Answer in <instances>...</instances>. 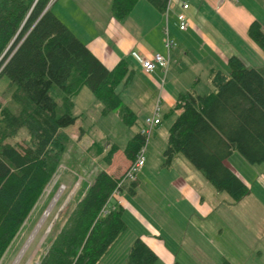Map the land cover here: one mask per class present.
Masks as SVG:
<instances>
[{"label": "trees", "instance_id": "trees-1", "mask_svg": "<svg viewBox=\"0 0 264 264\" xmlns=\"http://www.w3.org/2000/svg\"><path fill=\"white\" fill-rule=\"evenodd\" d=\"M53 1L0 0V81L9 80L10 100L18 107L16 113L0 103V264L62 164L70 141L62 130L79 119L75 96L87 89L103 104V115L118 111L126 125L137 123L118 92L131 79L128 63L106 68L54 13ZM147 1L165 13L169 0ZM138 2L113 0V16L126 19ZM249 36L264 50L259 22L252 23ZM228 67L229 74L211 72L210 94L179 97L175 109L180 113L169 129L164 156L169 165L183 155L216 191L240 202L250 189L227 161L237 152L251 165L264 164V70L249 68L236 56L228 60ZM145 144L141 130L128 142L126 157L134 161ZM118 150L116 144L110 147L103 158L106 168ZM121 177L105 169L90 183L82 182L83 192L65 213L57 235L49 239L39 264H102L128 230L123 208L110 205ZM158 260L157 253L137 238L127 264Z\"/></svg>", "mask_w": 264, "mask_h": 264}, {"label": "crops", "instance_id": "crops-1", "mask_svg": "<svg viewBox=\"0 0 264 264\" xmlns=\"http://www.w3.org/2000/svg\"><path fill=\"white\" fill-rule=\"evenodd\" d=\"M183 1L190 4L185 12L189 24L186 31L179 29L177 20ZM81 3L82 8L76 3L73 9L67 3L60 13L54 7L53 11L106 68L112 70L123 60L128 63L131 79L121 84L118 92L122 97L130 91L127 102L122 99L135 113L137 122L139 115L145 118L154 114L159 99L160 113L164 108L165 119L174 113L179 115L175 108L181 95L210 94L214 90L209 78L211 72L221 70L229 74L231 57H239L249 68L264 70V50L249 36V28L256 21L264 30V0H174L168 16L147 0H139L124 20L113 16V0H107L104 9L100 0H81ZM74 14L75 18L70 19ZM167 32L177 43L170 51L167 73L158 67L154 73L145 74L133 55L152 58L160 53L168 57ZM88 91L83 89L75 96V108L86 109L90 105H86L88 101H96ZM102 111L103 108L101 116H107ZM119 117L122 119L120 113ZM175 120H170L171 126ZM163 124L161 116V124L151 136L154 139L148 143L147 163L139 174L138 185L128 184L118 196L112 197L110 205L123 208L128 230L102 264H113L122 243L130 238L131 247L137 238L145 241L159 257L156 264H195V259L202 264L209 259H214L216 264L223 261L243 264L239 263L243 258L264 259V198L258 195L259 202L254 206L246 202L247 196L235 202L227 193L216 191L182 155L167 165L164 153L170 127ZM144 125L145 122L140 131ZM94 145L97 147L93 143L86 152L95 154L103 164L101 158L108 151L97 153ZM118 153H122L120 148L106 168L116 178L132 162L125 154L118 157ZM153 161L158 162L155 171ZM232 169L251 187L237 169ZM261 175L264 184V173L257 171L256 176ZM206 193L211 197L207 198Z\"/></svg>", "mask_w": 264, "mask_h": 264}, {"label": "rangeland", "instance_id": "rangeland-1", "mask_svg": "<svg viewBox=\"0 0 264 264\" xmlns=\"http://www.w3.org/2000/svg\"><path fill=\"white\" fill-rule=\"evenodd\" d=\"M100 1L102 2V9H104L107 0ZM67 3L72 5L73 9H76V3L80 6L82 5L81 0H58L54 6L56 13H60L61 9ZM74 11L75 10H73V12ZM74 18L75 14L70 19L73 20ZM133 86L136 88L138 86V81ZM130 94L131 93L128 90L124 92L122 97L125 102H127V98L131 97ZM10 99V82L4 78L0 81V103L2 106L11 107L17 113L18 107L13 105ZM88 104H90L88 106L89 108L86 109L76 107L74 113L79 116L76 124L62 130V132L67 134L70 138L66 152L62 158V164L59 167L54 180L45 191V194L36 211L29 220V224L15 241L1 264H15L20 257L21 252L25 250L24 247H26V244H28L32 236H34L33 240L29 243L30 245L28 244V247L23 256L20 258L18 264H28L31 260H34V262L40 261L41 255L45 252L47 246L49 245V239H52L57 235L60 229L58 228V225L63 224L65 213L67 210L72 208L74 204L76 205L79 195L83 192L82 182L90 183L95 179L96 175L100 171L106 169L105 165L102 164V161L99 162V159L95 158V154L86 152L89 145L96 143L97 147L94 145V150L96 151L101 149V151L104 152V149L105 151H108L113 144H117L122 151V153H118V157L121 156V154L124 155V150L128 142L136 133L140 132V129L147 118L145 116V118H143L139 115L137 124L128 126L122 122L118 112H112L105 117L101 116L100 113L103 108V104L100 101H88L86 105ZM163 112L164 108L162 113ZM162 113H160V115L163 117L164 124L166 127H171L170 120H175L178 114L174 113L164 119V113ZM152 139L154 138L151 137L149 141L151 142ZM158 139L161 141V137ZM106 153L105 155H107ZM100 154H102V152ZM104 157L102 156L101 159ZM157 163H152L154 171L157 169ZM228 165L231 168L233 167L234 169H237V172L240 173L248 184L251 185L249 188H251L252 192L246 197V202L251 203L254 206L257 202H259L257 198L258 195L264 198V184L262 182L263 177L262 175L260 177L256 176L257 171H259L260 174L264 173V164L251 165L239 153L235 152L229 159ZM49 190L50 192L48 193ZM57 195L60 196L56 204L51 210L49 216L44 220L45 214L50 209ZM206 196L207 198L211 197L208 193H206ZM42 221L43 223L41 228H38ZM132 240L133 239L130 238L127 242L122 243L118 254H116L117 256L112 260L113 264H127L128 252L130 251ZM34 251L35 253H33ZM212 260H206L204 264H216L215 260ZM187 261L190 263L192 262L191 259H188ZM239 263L264 264V259L257 257L243 258L239 260ZM195 264L202 263L195 259Z\"/></svg>", "mask_w": 264, "mask_h": 264}, {"label": "built area", "instance_id": "built-area-1", "mask_svg": "<svg viewBox=\"0 0 264 264\" xmlns=\"http://www.w3.org/2000/svg\"><path fill=\"white\" fill-rule=\"evenodd\" d=\"M174 0H169L166 8V13L168 16V13L170 9L172 8ZM182 11L177 14V20L179 24V29L181 31H186L188 29V20L186 16V11L189 10L190 4L188 2H182L181 4ZM177 46V43L174 39L170 38L167 32L166 39H165V47L168 51V57L164 56L160 53H156L153 55L152 58H144L138 54H134V58L136 61L141 65L142 71L145 74H152L156 71L158 67H161L162 70L167 73L169 67H170V51L174 49ZM164 85V81H163ZM162 85V88H163ZM162 90V89H161ZM161 101L160 99L157 102L155 112L151 117H147L145 120V125L142 130V134L146 137V144L145 146L138 152L136 159L132 161L127 168V170L124 172V174L121 177L120 183L117 187V189L114 191L112 197L118 196L121 192L122 187L125 185L135 182L138 180L139 174L143 170V168L146 166L147 163V146L149 143V140L154 133L155 129L161 124ZM28 264H39V261L31 260Z\"/></svg>", "mask_w": 264, "mask_h": 264}, {"label": "bare ground", "instance_id": "bare-ground-1", "mask_svg": "<svg viewBox=\"0 0 264 264\" xmlns=\"http://www.w3.org/2000/svg\"><path fill=\"white\" fill-rule=\"evenodd\" d=\"M59 196H60V195H57V197H56V199L54 200L53 204L51 205L50 209H49V210L47 211V213L45 214L44 220L49 216V214H50L51 210L53 209L54 205L56 204V202H57ZM44 220H43V221H44ZM43 221L40 223V225L38 226V228H41V225H42ZM38 228H37V229H38ZM36 232H37V231H36ZM34 235H35V234H34ZM33 237H34V236H32V238L29 240L28 244L33 240ZM28 244H26V247H24L25 250L27 249ZM29 245H30V244H29ZM23 250H24V249H23ZM25 250L21 252L20 257L18 258V260L16 261L15 264H18V263H19V260H20V258L23 256Z\"/></svg>", "mask_w": 264, "mask_h": 264}, {"label": "water", "instance_id": "water-1", "mask_svg": "<svg viewBox=\"0 0 264 264\" xmlns=\"http://www.w3.org/2000/svg\"><path fill=\"white\" fill-rule=\"evenodd\" d=\"M52 6V3L48 6V8L47 9H49L50 7Z\"/></svg>", "mask_w": 264, "mask_h": 264}]
</instances>
